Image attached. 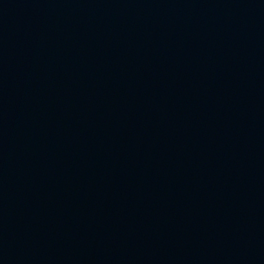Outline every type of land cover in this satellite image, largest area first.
<instances>
[{
    "label": "water",
    "instance_id": "1",
    "mask_svg": "<svg viewBox=\"0 0 264 264\" xmlns=\"http://www.w3.org/2000/svg\"><path fill=\"white\" fill-rule=\"evenodd\" d=\"M0 264H264V0H0Z\"/></svg>",
    "mask_w": 264,
    "mask_h": 264
}]
</instances>
